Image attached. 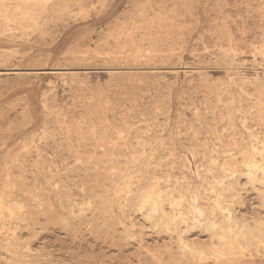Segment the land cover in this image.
<instances>
[{
	"label": "rangeland",
	"instance_id": "1",
	"mask_svg": "<svg viewBox=\"0 0 264 264\" xmlns=\"http://www.w3.org/2000/svg\"><path fill=\"white\" fill-rule=\"evenodd\" d=\"M3 2L0 264H264L192 218L264 222V0Z\"/></svg>",
	"mask_w": 264,
	"mask_h": 264
},
{
	"label": "bare ground",
	"instance_id": "2",
	"mask_svg": "<svg viewBox=\"0 0 264 264\" xmlns=\"http://www.w3.org/2000/svg\"><path fill=\"white\" fill-rule=\"evenodd\" d=\"M16 2V8L18 9V11L22 14L23 18H28L30 19L31 16H29L30 14V3L32 2V0H15ZM8 4V3H7ZM4 7L7 8L8 6L5 5V2H3V0H0V9ZM6 10V9H4ZM3 10V11H4ZM5 13V11H4ZM3 14V13H2ZM5 16V14H4ZM14 16V15H13ZM5 22L9 23L10 19L5 18ZM8 28V26H7ZM9 29V28H8ZM19 29V28H18ZM260 92V91H259ZM258 92V93H259ZM264 96V94H263ZM264 100V98H263ZM260 104V103H259ZM259 109V108H258ZM255 113H258L257 111ZM258 117V115H257ZM256 118V117H255ZM261 122V120H260ZM264 139V138H263ZM263 141V140H262ZM251 142V141H250ZM245 146V144H244ZM242 148V147H241ZM236 150V149H235ZM237 151V150H236ZM254 151L256 153H259L260 151L257 148H254ZM239 153V150H238ZM256 155V154H255ZM261 155V152H260ZM239 156V155H238ZM241 156V154H240ZM247 156V155H246ZM243 157V155H242ZM256 159V158H254ZM260 161L257 160H249L248 157H243L242 162L240 164V166H232V165H227L228 168L226 170H228L232 175H236L239 173H245L246 178L252 182L255 183V181L260 182L263 184L264 186V157L261 156V158H259ZM231 162V160H230ZM211 163V162H210ZM236 164V163H235ZM225 166V165H224ZM241 166L245 167L246 172H244L241 168ZM261 171V174H258V171ZM227 173V172H226ZM224 176V175H223ZM229 177V176H228ZM237 177V176H236ZM235 177V178H236ZM239 177V176H238ZM237 177V178H238ZM222 178V177H221ZM236 178V179H237ZM236 181V180H235ZM238 181V180H237ZM222 183V180L220 181ZM251 183V184H252ZM218 184V183H217ZM16 186V185H15ZM220 186V185H219ZM213 188V187H212ZM147 190V189H146ZM227 190H228V195L229 196H234L236 194V190L234 189L233 184L231 183H227ZM142 192V191H141ZM141 194V193H140ZM151 193H146L140 200L141 202V206H146L150 203V196ZM184 196V195H183ZM217 197V196H216ZM218 198V197H217ZM221 199V197H220ZM219 200H217L218 202ZM230 201V200H229ZM216 202V203H217ZM175 203V202H174ZM169 205V204H168ZM195 205V204H194ZM221 205V204H220ZM225 205V204H224ZM10 208V207H9ZM152 211L156 212V207L153 208ZM169 211V210H168ZM206 209H202L199 207H193L192 208V218L195 222L200 223L202 222V224L204 225V228L206 229V231H208L209 235L211 236V239H217L220 243L223 244L227 243L232 245L233 242H237L239 243L240 240H242L243 243H248L251 239L256 238L258 239V242L263 246L264 248V222H260L257 221L254 224V227L252 228L250 225H248L247 223H245L244 221L240 222L239 224L233 220L230 216H232L231 214H228L226 216H223V220H222V225H218L217 222H215L213 220V218L206 216ZM232 211V209H231ZM159 212L160 215L156 216V220L158 223H160L161 225H163V218H164V213L163 210L161 208H159ZM22 213V212H21ZM153 213V212H152ZM145 215V214H144ZM208 215V214H207ZM218 215V213H217ZM220 216V215H219ZM33 217V216H32ZM233 217V216H232ZM144 218V216H143ZM179 218L182 222H186L188 219L184 217L183 214H179ZM201 218V219H200ZM220 220V219H219ZM151 221V220H150ZM149 222V221H148ZM179 222V221H178ZM192 222V221H191ZM194 222V223H195ZM156 223V222H155ZM193 223V225H194ZM201 224V225H202ZM185 225V224H184ZM200 228V225L198 226ZM170 229V227H169ZM169 232V231H168ZM204 232V231H203ZM176 233V232H175ZM205 233V232H204ZM177 234V233H176ZM178 242H180L178 240ZM241 242V243H242ZM180 244V243H178ZM189 244V243H188ZM218 244V242H217ZM189 247L186 243H182L181 247H179L181 250H184L185 248ZM7 251V250H6ZM206 251L210 252V254H212L213 256H215L216 260H221L223 259L225 256H227V252L225 251V249L220 247L217 248H210L207 249ZM206 251H202L201 254L202 255H206ZM245 251V250H244ZM220 262V261H219ZM224 263V262H223ZM236 263V262H235ZM8 264V262H7ZM233 264V263H232Z\"/></svg>",
	"mask_w": 264,
	"mask_h": 264
}]
</instances>
